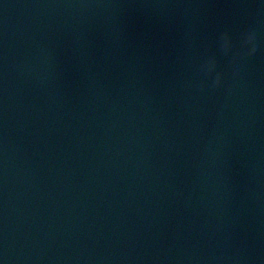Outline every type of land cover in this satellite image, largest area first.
I'll return each instance as SVG.
<instances>
[{"label": "water", "instance_id": "1", "mask_svg": "<svg viewBox=\"0 0 264 264\" xmlns=\"http://www.w3.org/2000/svg\"><path fill=\"white\" fill-rule=\"evenodd\" d=\"M0 264H264V0H0Z\"/></svg>", "mask_w": 264, "mask_h": 264}, {"label": "clouds", "instance_id": "2", "mask_svg": "<svg viewBox=\"0 0 264 264\" xmlns=\"http://www.w3.org/2000/svg\"><path fill=\"white\" fill-rule=\"evenodd\" d=\"M255 39V34L254 33H248L246 36H245V42L246 43H248V42H251V41H253ZM222 40H223V46H224V48L225 49H227L228 47H229V45H230V41H229V38H228V35H227V33H224V34H222ZM227 42V43H226ZM255 51V45L253 44V47L248 51V52H246V53H243V55H251L252 54V52H254ZM209 63H211V65H212V68H214L215 67V60L214 59H210L209 61H208V64ZM219 81H220V75L219 74H217V77H216V81H215V83H219Z\"/></svg>", "mask_w": 264, "mask_h": 264}]
</instances>
